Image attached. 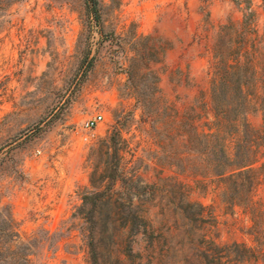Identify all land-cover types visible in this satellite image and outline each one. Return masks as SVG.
<instances>
[{
	"label": "rangeland",
	"instance_id": "obj_1",
	"mask_svg": "<svg viewBox=\"0 0 264 264\" xmlns=\"http://www.w3.org/2000/svg\"><path fill=\"white\" fill-rule=\"evenodd\" d=\"M149 1L0 0V264H92L102 231L97 264H264V0L171 57ZM214 99L241 106L218 143Z\"/></svg>",
	"mask_w": 264,
	"mask_h": 264
},
{
	"label": "crops",
	"instance_id": "obj_2",
	"mask_svg": "<svg viewBox=\"0 0 264 264\" xmlns=\"http://www.w3.org/2000/svg\"><path fill=\"white\" fill-rule=\"evenodd\" d=\"M240 8V6L238 7ZM238 10L231 0H156L147 3L148 23L142 27L152 33L161 28L173 41H183L172 50L166 52V56H180L184 51L188 55H198L196 50L198 44L206 45L207 32L204 28L211 30L222 20L234 15ZM209 15L207 22L203 17ZM208 49V47L206 48ZM207 51V50H205Z\"/></svg>",
	"mask_w": 264,
	"mask_h": 264
},
{
	"label": "trees",
	"instance_id": "obj_3",
	"mask_svg": "<svg viewBox=\"0 0 264 264\" xmlns=\"http://www.w3.org/2000/svg\"><path fill=\"white\" fill-rule=\"evenodd\" d=\"M92 2H93L94 13L97 15V10H96L97 2L96 0H92ZM225 85L226 84L223 82V79H222V81H220V83L218 84V87L214 89V92L218 91V94H220L221 92H224L225 87H226ZM239 90L240 89L238 87L235 88L234 93L238 94ZM240 107H241L240 104L223 103L219 99L218 100L214 99L213 100V110H214V114L217 120L216 121V132L212 134L204 135L203 137L212 139V141H215V142L217 141V143L220 141H224V137H220V135L221 133H224L228 127H230L229 124L227 125V123L229 122L232 123L233 121L236 120L238 115H240ZM231 115H233L232 118H231ZM253 163L254 161L239 162L232 168L225 170L223 174H228V178H238L241 176L248 177V175H250L253 172V169H251L250 167ZM252 183H253V178H250L249 176V181H247V185L249 186V189L252 186ZM100 189L101 187L96 188V196H86L84 198V201L93 200L95 202L96 200V215H98V222H96V224L102 226L104 225L105 221L101 220L99 217L106 215L109 209H111L113 215H115L118 212V208L115 206L114 203H111L113 196H102L106 191L98 192ZM124 197H125V202L129 205L128 206L129 222L123 223L121 228H124L126 227V225H128L131 230L137 226L138 217L135 214L134 209L132 208V205H133L132 199L128 198V196H124ZM106 225L107 224H105L104 227H106ZM105 239H106L105 232L102 231L100 233V237L99 238L96 237V250H95L94 244L92 242L89 243L92 264L98 263V259H99L98 247H99V244L105 242Z\"/></svg>",
	"mask_w": 264,
	"mask_h": 264
},
{
	"label": "built area",
	"instance_id": "obj_4",
	"mask_svg": "<svg viewBox=\"0 0 264 264\" xmlns=\"http://www.w3.org/2000/svg\"><path fill=\"white\" fill-rule=\"evenodd\" d=\"M100 121H102V116L97 115L87 118L81 124V131L83 132L81 139L83 142L88 143L97 139L96 130Z\"/></svg>",
	"mask_w": 264,
	"mask_h": 264
}]
</instances>
